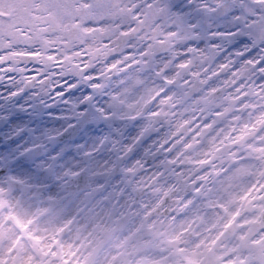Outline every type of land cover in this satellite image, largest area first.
<instances>
[{"label": "snow or ice", "instance_id": "obj_1", "mask_svg": "<svg viewBox=\"0 0 264 264\" xmlns=\"http://www.w3.org/2000/svg\"><path fill=\"white\" fill-rule=\"evenodd\" d=\"M255 15L0 0V99L59 108L88 137L74 165L42 163L51 188L0 177V264H264V49L239 43L264 42Z\"/></svg>", "mask_w": 264, "mask_h": 264}, {"label": "flooded vegetation", "instance_id": "obj_2", "mask_svg": "<svg viewBox=\"0 0 264 264\" xmlns=\"http://www.w3.org/2000/svg\"><path fill=\"white\" fill-rule=\"evenodd\" d=\"M60 115L61 109L59 108H57L54 112L49 113L47 109H43L39 105L33 104L31 107H28V100L27 103L20 108L6 106L0 101V152L4 151L8 145L19 143V141L22 140L23 137L29 132L27 128H33V130L28 134L30 137H32V146L40 144L41 138L51 130L62 131L64 127L68 126V123H71V121L66 123L64 120L58 118ZM15 126L25 127L24 134L11 144H2L3 137H6L16 131L12 130V127ZM80 135L81 133L78 136L76 135L75 138L79 137ZM58 137L59 135L55 136L54 139L43 143V147L40 149V151L39 148L32 149V146L30 148V154L34 159V163L32 165L35 176L34 180L37 183H42V181H39L40 175L42 174L41 170H43L42 163L46 161L49 155H55L60 164H66L64 162V159H66V156H64L65 154L76 156V160L79 159L76 148H72L69 144L72 141L57 143ZM74 143L82 144L83 139L78 138ZM13 156L14 155L8 156L4 160L9 159L10 157L12 158ZM43 173H45V171H43ZM21 174H23V172H21Z\"/></svg>", "mask_w": 264, "mask_h": 264}, {"label": "clouds", "instance_id": "obj_3", "mask_svg": "<svg viewBox=\"0 0 264 264\" xmlns=\"http://www.w3.org/2000/svg\"><path fill=\"white\" fill-rule=\"evenodd\" d=\"M248 6L250 8H253L256 12V15L250 19H248V24H255L257 20H259L261 17H264V5H258L254 2V0H248ZM247 15V14H244ZM241 23L243 24V21H241ZM245 31H250V29H245ZM239 43L241 45L243 44H247L249 49H256L257 51H259L260 49H264V42H260V41H255L251 36L249 35H243L240 40ZM264 54V53H261ZM79 96V94H77V97ZM74 101L76 100V97L72 98ZM103 129L100 130V132H102Z\"/></svg>", "mask_w": 264, "mask_h": 264}, {"label": "rangeland", "instance_id": "obj_4", "mask_svg": "<svg viewBox=\"0 0 264 264\" xmlns=\"http://www.w3.org/2000/svg\"><path fill=\"white\" fill-rule=\"evenodd\" d=\"M29 145V142L26 140L23 144V147H27Z\"/></svg>", "mask_w": 264, "mask_h": 264}, {"label": "bare ground", "instance_id": "obj_5", "mask_svg": "<svg viewBox=\"0 0 264 264\" xmlns=\"http://www.w3.org/2000/svg\"><path fill=\"white\" fill-rule=\"evenodd\" d=\"M43 171H45L46 172V169L45 168H43ZM52 186V185H51Z\"/></svg>", "mask_w": 264, "mask_h": 264}]
</instances>
